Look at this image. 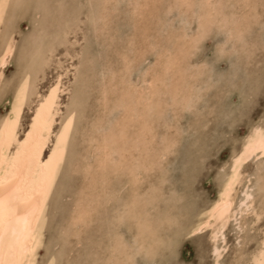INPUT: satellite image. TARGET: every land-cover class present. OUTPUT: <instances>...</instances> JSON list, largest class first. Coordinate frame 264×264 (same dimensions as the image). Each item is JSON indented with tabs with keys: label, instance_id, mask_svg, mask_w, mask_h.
<instances>
[{
	"label": "rangeland",
	"instance_id": "1",
	"mask_svg": "<svg viewBox=\"0 0 264 264\" xmlns=\"http://www.w3.org/2000/svg\"><path fill=\"white\" fill-rule=\"evenodd\" d=\"M103 1L43 0L52 7L40 14V26L30 32L28 22L33 19L36 9L27 5H35L41 0H2L6 5L19 7L6 8V15L0 20V53L5 45L12 46L8 59V74L0 80V117L6 111V106L10 111L11 101L5 99V90L10 94L13 85L18 89L24 79H29L35 88V95L29 96V107L33 109L38 107L41 96L53 88H57V116L69 111L70 98H84V103L88 106V117L82 124L78 121L79 126L74 133L73 146L70 149L75 159L76 175L73 188L70 195L60 196L58 210L49 211L43 226L50 233L54 226L67 224L73 219L74 213L78 214L84 210L89 227L73 242L71 258L92 256L103 261H112L113 264H123L126 256L113 251V231L110 229V225L120 215L118 209L123 208L122 204H118L119 201L131 203L135 200L137 203L134 208L129 209L128 215L123 219V226L120 227L125 239L131 240L139 230L140 244L144 248L162 249L171 236L178 232L187 233L189 228H194L216 200L230 171L232 160L244 144L243 135L231 136L229 133L232 130H225L227 118L237 110L236 100L232 99V96L239 97L246 88L259 89L264 74V55L260 50L261 24L264 23L261 14L264 9L260 8L261 0H223L228 22H234L236 29L244 33L247 45L245 51L254 53L251 58L244 52L233 58L232 61L241 71L237 78L229 83L230 77L220 80L217 75L232 67L228 62L214 64L212 77L200 69L193 71L190 67L192 45L189 38L192 33L186 31V26L179 22L169 24L172 17L168 15V5L174 4V0H156L142 15L135 12L134 5H138L135 0ZM62 4L69 7H60ZM76 4L97 5L94 10L102 19V23L89 35L86 44H82L83 34L75 30L76 10L71 6ZM185 20L188 26L192 25L190 16L185 15ZM222 40V36H217L205 41L190 63L213 64L216 46ZM171 48L181 50L182 61L176 69L178 82L174 76L169 77V73L163 68V60ZM53 49L58 53L54 61L47 55ZM85 49L90 52H85ZM153 51L155 55L151 54ZM81 52H85L83 61L79 59ZM145 53H149L147 65L142 64ZM145 72L148 73L147 77ZM156 72L164 73L165 80L159 81L164 84H161L160 93L157 92L154 97L153 108L145 111L151 130L150 135H147L149 139L146 138L143 142L142 136L143 141L141 139L138 145L136 140L141 136V131H138L139 126L136 123L139 121L135 123V120H131L127 134L132 140H129L128 135L122 140L125 147L130 149L129 155L127 153L125 158L122 157L126 166L116 169L115 165L107 160L105 165L98 169V159L102 156L98 146L104 134L116 124L115 121L125 115L124 107L121 104L117 106L122 90L128 88V92L132 94L137 95L139 92L145 96L147 88L142 87L145 85V78L148 79ZM137 79L140 86H137ZM172 83L177 84L176 88H173L175 84L172 86ZM178 83H184V90ZM174 93L178 97L173 96L176 95ZM193 96L199 99L196 113L183 114L178 121H173L171 117L166 119L162 115L177 112L185 101ZM34 114L25 113V121L30 123L28 117ZM92 120L96 122L95 130ZM56 124L59 125V119ZM239 131L243 133V130ZM125 140H129L130 145ZM147 143L149 148L146 147ZM172 144H175V147L161 160L165 149ZM44 152L51 154L47 147ZM117 155L114 157H118ZM137 158L141 163L139 167L136 166ZM132 165L136 166L135 172H138L134 173L140 176L145 175V168L151 170L155 165L156 170L152 175L157 182L162 168L167 179L163 188L174 195L169 196L166 201L154 202V198L147 194V187L134 182L135 177L129 171ZM261 167L264 165H261L259 156L246 161L241 171L243 183L235 188L237 193L247 182L249 189L258 191ZM258 208L257 200L254 210L257 211ZM252 216L248 211L244 212L238 221H229L224 229L227 251H223L218 261H231L237 258L235 253L238 251L245 258H249L259 248L260 237L264 233V222ZM213 242L211 228L194 238L189 233L182 249L184 264H197L201 259H208L214 264L215 258L211 255Z\"/></svg>",
	"mask_w": 264,
	"mask_h": 264
},
{
	"label": "snow or ice",
	"instance_id": "2",
	"mask_svg": "<svg viewBox=\"0 0 264 264\" xmlns=\"http://www.w3.org/2000/svg\"><path fill=\"white\" fill-rule=\"evenodd\" d=\"M8 7H19V5H6L0 0V20L6 15L5 9ZM29 8H35L36 14L28 22L30 32H34L40 26L41 13L49 10L52 5L43 2L35 5H27ZM60 7H69L60 5ZM76 10L75 30L82 33L86 44L89 35L102 23V19L95 12L97 5L76 4L72 5ZM193 7L189 0H176L174 4L168 5V15L172 17L169 24H184L186 31L192 35H199L200 26L193 20L191 26L186 24L185 10ZM199 7L208 10L207 19L212 20L218 10L224 8V5L207 3ZM260 8L264 9V0H261ZM264 20V12L261 14ZM23 35V34H22ZM235 38L240 40L244 52L249 58L254 54L246 52L247 45L244 39V33L236 30ZM261 46L260 50L264 55V23L261 24ZM85 52H90L85 49ZM85 52H81L79 59L83 61ZM155 55L153 51L151 53ZM54 61L58 56L55 49L48 54ZM142 60V64L147 65V56ZM232 65L227 71L218 75L220 80L230 77L229 83L237 78L241 71L232 61ZM151 67V65H148ZM204 67V65H201ZM9 71V61L5 57L0 61V80H3ZM19 72V67L17 68ZM147 77L148 73H144ZM15 80V77H13ZM131 85V79L129 80ZM137 86L139 80L137 79ZM235 87V85H232ZM142 87L151 88L152 84L145 82ZM5 99L11 101L10 111L7 110L0 117V264H113L112 261H103L92 256L72 259L70 251L73 242L78 240L82 231L89 227V220L85 214H73V219L67 224L54 226L48 233L43 226L46 224V217L50 210H58V201L63 194H69L73 188L75 180V159L74 153L70 150L73 146V136L78 128V121L82 124L88 117V106L84 103L83 97L71 99L69 102V111L66 114L55 115L57 111V88L46 91L38 101V107H29V96L35 95V88L29 79H24L17 89L14 85L11 93L5 90ZM231 95V93H229ZM236 100L237 110H234L227 118L226 131L230 128L231 136L243 135L244 149L239 155L234 157L231 164V177L227 186L221 193V197L227 196L222 204H218L214 209L211 218L218 220L219 229L222 231L228 219L234 218L231 212V193L237 185L243 183L241 175L242 166L246 161H250L256 156L260 157L261 165H264V74H262L261 85L259 89H244L239 97L232 96ZM199 99L195 96L188 98L183 106L175 113H162L165 118L171 117L173 121H178L183 114H194L197 112ZM34 112V115L28 117L30 123L25 121V113ZM257 115L259 118L257 119ZM59 119V125L56 121ZM95 120H92L95 130ZM239 130H243L241 133ZM121 139L124 137V131L119 133ZM116 137H106L105 143L115 142ZM54 143V146H53ZM50 150L51 154L44 152L45 148ZM175 147L172 144L165 149L161 160L165 159L167 154ZM43 153V155H42ZM116 155L111 153L106 159L112 160ZM46 157V159H45ZM156 170L153 166L151 170L145 168V175H135L137 185H145L147 194H150L155 201H166L174 193L163 188L167 183L166 175L163 169H160V176L157 180L153 178L152 172ZM261 182L258 191L248 189L245 192L246 201L241 207H247L250 214L256 217L255 202L259 201V216L256 217L264 222V167L260 169ZM251 193V194H249ZM123 208L118 209L120 215L110 225L112 231L116 230L117 225L123 223V219L128 215L129 209L134 208L136 201L131 203L119 201ZM218 213V214H216ZM217 225L201 222L198 227L189 228L187 233L178 232L171 236L163 248H144L140 244L141 232L138 230L134 250L130 253H122L126 256L123 264H184L182 259V249L185 237H196L206 229H215ZM221 231L214 232V240H218ZM119 241V237H117ZM239 244V241H237ZM217 247L219 245L217 244ZM116 251V250H113ZM227 251V249H221ZM118 252V251H117ZM203 255V253H201ZM212 257L217 258V251L211 252ZM237 258L231 261H218V264H264V233L260 237V246L253 255L245 258L241 252H236ZM197 264H211L208 259H201Z\"/></svg>",
	"mask_w": 264,
	"mask_h": 264
},
{
	"label": "bare ground",
	"instance_id": "3",
	"mask_svg": "<svg viewBox=\"0 0 264 264\" xmlns=\"http://www.w3.org/2000/svg\"><path fill=\"white\" fill-rule=\"evenodd\" d=\"M103 1V0H102ZM140 0H135V3H138V5L136 6V4L134 5V7H135V12L137 13V15H142V13L143 12H145L146 11V8H151V6L154 4V2L156 1V0H142V1H140ZM175 2H176V0H174ZM104 2V1H103ZM104 4V3H103ZM167 5V4H166ZM104 7H106L105 5H104ZM149 10V9H148ZM147 10V11H148ZM190 20V19H189ZM241 22V21H240ZM187 46V45H186ZM169 47V46H168ZM179 47V46H178ZM176 48V47H175ZM175 48H171L170 50H168L169 52H168V54H166V56L167 57H165L164 59L165 60H163L164 61V65H163V68L165 69V72L169 75V77L171 76V77H175V79H176V69H177V66H179V64L181 63V61H182V58L180 57L181 55V50H176ZM190 49V48H189ZM188 49V50H189ZM182 50H184V47H183V49ZM160 52V51H159ZM11 53H12V46L10 45V44H7V45H5L4 47H3V49H2V51H1V53H0V61H3L4 59H5V57L7 58V60L9 59V57H10V55H11ZM139 53V52H138ZM183 54V53H182ZM164 55V54H163ZM184 57V56H183ZM126 64V63H125ZM183 65V64H182ZM124 66V65H123ZM128 66V65H127ZM181 66V65H180ZM163 70V69H162ZM171 72V73H170ZM165 73V74H166ZM166 74V75H167ZM171 74V75H170ZM164 73L163 74H161V73H154V75H152V76H150L148 79H146L145 78V82H146V80H147V83H150V84H152V87L151 88H147V87H145V88H147L146 90H147V92L145 93V96H143V95H141L139 92H137V95H135V94H132V93H130V92H128V88H125V89H123L122 90V92H121V96L118 98V99H120V101H119V104L117 105V106H119L120 104L124 107V109H125V115H123L124 117L123 118H120L119 120H117V122L115 121V123L116 124H114L113 125V127L111 128V130H109L107 133H105L104 134V136H103V138H102V140H101V142H100V144H99V150H100V152H101V158L100 159H98L99 160V166H98V169H99V167H102V165H105V162H107V160L108 159H106L107 157H109L110 155H111V153H113V152H115L116 154H118L117 156L118 157H112V159L115 161V168L117 169V167H124V163L126 162H123L124 160L122 159V157L124 156V158H125V156H127L126 154L128 153V151L130 150L129 148H126L125 147V142L124 143H122V140H124V137H123V139H121L120 138V136H119V133L123 130L124 131V136H127L128 134H127V130H128V128L130 127V125L132 124L130 121L132 120H135V123H136V121H139V122H137L136 123V125L138 124V126H136V127H138L139 128V130L138 131H141V133H139V134H141V136H139L138 138H137V142H138V145H139V143H140V140L143 138L144 139V141H143V139H142V141L143 142H145V139L146 138H148V136L147 135H150V126H149V124L147 123V121H149V120H147L148 118H146L145 116V114H147L145 111H147L146 109H148V110H150V108H153V106H154V104H155V99H154V97H155V95H157L156 93L157 92H159L160 93V91H159V87L161 86V84H164V83H160V82H164V80H165V78H163L164 76ZM179 78V77H178ZM178 78L176 79V81L178 82ZM185 79V78H184ZM166 80H167V77H166ZM160 81V82H159ZM175 81V82H176ZM110 83V82H109ZM158 83H160V84H158ZM173 84H175V83H172V86H174ZM180 84V86H182L184 83H178V85ZM176 85L177 84H175V87H173V88H176ZM185 86V85H184ZM112 87H113V85H112ZM186 87V86H185ZM173 88H172V91H173ZM179 88V87H178ZM177 88V89H178ZM181 88V87H180ZM179 88V89H180ZM105 89H107V88H105ZM142 89V88H141ZM177 89H175L174 91L176 92V90ZM182 89H183V86H182ZM114 90V89H113ZM145 90V89H144ZM144 90H143V92H144ZM184 90V89H183ZM171 91V90H170ZM103 92H105V91H103ZM101 93V92H100ZM128 93V94H127ZM158 93V94H159ZM187 93V92H186ZM171 94H172V92H171ZM174 94H176V93H174ZM179 95V94H178ZM103 96V95H102ZM173 96H177V94L176 95H173ZM178 97V96H177ZM102 98V97H101ZM173 101H175V99L173 100ZM111 102V101H110ZM121 102V103H120ZM112 105V104H111ZM159 108V107H158ZM57 111H58V109H57ZM154 111V110H153ZM156 112H158V111H156ZM57 113V112H56ZM56 113H55V115H56ZM110 114V113H109ZM154 114V113H153ZM57 115H58V113H57ZM111 116V115H110ZM103 117V116H102ZM119 117V116H118ZM130 118H132V119H130ZM101 119V118H100ZM106 120V119H105ZM104 120V121H105ZM108 120V119H107ZM109 120H110V118H109ZM116 120V119H115ZM134 123V124H135ZM105 126V125H104ZM137 128V129H138ZM104 130V129H103ZM130 130V129H129ZM135 130V129H134ZM105 132V131H104ZM138 133V132H137ZM144 134V135H143ZM132 135V134H131ZM111 136H115L116 137V140H115V142L113 143V142H110V143H105V138L106 137H111ZM143 136V137H142ZM127 137H129V135L127 136ZM126 137V139H128ZM153 138V137H152ZM166 138V137H165ZM149 139V138H148ZM129 140H132V138L131 137H129ZM128 140V141H129ZM151 140V139H150ZM153 140V139H152ZM126 141V143L128 142L127 140H125ZM134 142V141H133ZM148 142V141H147ZM169 143H170V141H168ZM129 143V142H128ZM127 143V144H128ZM134 144V143H133ZM142 144V143H141ZM144 144H146V143H144ZM153 144V143H152ZM94 145V144H93ZM129 145H130V143H129ZM143 145V144H142ZM150 145H151V142H150ZM149 145V146H150ZM134 147V146H133ZM132 147V148H133ZM140 147V146H139ZM146 147H148V143H147V146ZM149 148V147H148ZM92 149V148H91ZM129 149V150H128ZM134 149V148H133ZM137 149H138V147H137ZM243 149H244V144L242 145V147H241V149L235 154V156H237V155H239V153L240 152H242L243 151ZM139 150V149H138ZM150 151H151V149H150ZM153 151V150H152ZM95 152V151H94ZM98 152V151H97ZM142 152V151H141ZM156 153V152H155ZM43 154V153H42ZM92 154V153H91ZM132 154H133V152H132ZM132 154H130V155H132ZM134 154H135V152H134ZM139 154V153H138ZM148 154H150L149 152H148ZM88 155V154H87ZM128 155H129V153H128ZM234 156V157H235ZM84 157V156H83ZM98 157V156H97ZM138 157V156H137ZM148 157H149V155H148ZM96 158V157H95ZM139 158H141V157H139ZM139 158H137V162H138V160H140ZM86 159V158H85ZM116 159H118V160H116ZM144 159V158H143ZM128 160V159H127ZM150 160V159H149ZM233 160H234V158H233ZM233 160H232V162H233ZM135 161V162H136ZM156 162H157V160H155ZM136 162V163H137ZM144 162V161H143ZM156 162H154V163H156ZM98 163V162H97ZM132 163V162H131ZM141 163L140 162H138V164L136 165V166H138L139 167V165H140ZM232 164V163H231ZM101 165V166H100ZM107 165V164H106ZM126 166V165H125ZM133 166V165H132ZM136 166L134 165L132 168H130L129 169V171H131L130 173H134L135 171H136ZM146 166V165H145ZM155 166V165H154ZM84 167V166H83ZM94 168V167H93ZM143 168H144V166H143ZM142 168V169H143ZM150 168V167H149ZM94 169H97V168H94ZM127 170V169H126ZM100 171V170H99ZM113 171V170H112ZM115 171V170H114ZM113 171V172H114ZM118 171V170H117ZM120 171V170H119ZM123 172V171H122ZM104 173V172H103ZM129 173V172H128ZM136 173V172H135ZM138 173V172H137ZM136 173V174H137ZM102 174V173H101ZM100 174V175H101ZM135 174V175H136ZM144 174V173H143ZM226 174V173H225ZM231 175H232V173H231V168H230V171L227 173V175H226V178H225V180L223 181V183H222V185H221V188H220V190H219V192H218V195H217V198H216V200L212 203V205L209 207V209L206 211V213H204V217H202L200 220H198L197 222V224L194 226V228L193 229H195V227H198L199 225H200V223L203 221V222H206V223H209V224H212V225H217V227L215 228V229H212L211 228V237L213 238V240H214V232L215 231H221L220 229H219V222H218V220H216V219H214V218H211V216L213 215V212H214V209H216V206L218 205V204H222L223 203V200H227L228 199V197L227 196H225V197H223V199H222V197H221V193L224 191V189H225V187L227 186V183H228V180L230 179V177H231ZM132 176V175H131ZM143 176V175H142ZM253 178V177H252ZM99 179V178H98ZM92 180H93V178H92ZM109 182V181H108ZM134 182H136V181H134ZM248 183V182H247ZM247 183H245L244 184V186L242 187V189L240 190V192L239 193H237L236 192V190L234 189L233 191H232V193H231V208H230V210H231V212L233 213V216H234V218H230V219H228V221H227V223H226V225H225V227L227 226V224L229 223V221L230 220H234V221H238L239 220V217L244 213V212H248L249 211V209L247 208V207H241V205L246 201V195H245V192H246V190H248L249 189V185L247 184ZM134 185V184H133ZM136 185V184H135ZM241 185V184H240ZM88 186V185H87ZM97 186V185H96ZM239 187V186H238ZM241 187V186H240ZM238 191V190H237ZM82 194V193H81ZM89 194V193H88ZM93 194V193H92ZM100 194V193H99ZM249 194H251V193H249ZM138 195V194H137ZM92 196V195H91ZM91 199V198H90ZM139 200H140V198H139ZM87 203V202H86ZM78 204V203H77ZM91 204V203H90ZM137 204V203H136ZM87 210V209H86ZM132 212V211H131ZM79 214H86L85 213V211L83 210V211H79L78 212V214L77 215H79ZM90 214V213H89ZM137 214V213H136ZM216 214H218V213H216ZM131 215V214H130ZM141 216V215H140ZM259 216V211L257 210L256 211V217H258ZM253 217V216H252ZM139 220V219H138ZM146 227V226H145ZM225 227L223 228V230L221 231V236H220V238L218 239V240H214V242H213V244H212V247H211V251H217L218 253H219V256L217 257V258H215V260H214V264H217L218 263V259H219V257H220V255L223 253V251H221V249H225L226 248V241H225V235H224V229H225ZM145 229V228H144ZM144 231V230H143ZM146 233V232H145ZM145 235V234H144ZM144 238V237H143ZM149 238V237H148ZM144 244V243H143ZM217 244L219 245V247H217ZM257 246V245H256ZM260 246V245H259ZM258 250V249H257ZM257 250L255 251V252H257ZM254 252V253H255ZM253 253V254H254Z\"/></svg>",
	"mask_w": 264,
	"mask_h": 264
},
{
	"label": "clouds",
	"instance_id": "4",
	"mask_svg": "<svg viewBox=\"0 0 264 264\" xmlns=\"http://www.w3.org/2000/svg\"><path fill=\"white\" fill-rule=\"evenodd\" d=\"M189 2L193 7L186 9L185 14L190 16L191 19L196 21L200 26L199 35H192L189 38L192 45V57L189 60V65L193 71L200 69L209 77H212L214 76L213 65L221 62H228L233 60V58L238 57L243 45L240 40L235 38L234 34L237 29L234 22H228L229 18L225 15V7L219 9L218 14H216L212 20L207 19L208 10L199 7L200 5H205L207 3L224 5L223 0H189ZM217 36H222L223 40L216 46L213 64L205 62L202 64L204 67H201V64L194 65L190 63L191 59L200 50L204 42L208 41L210 38L214 39ZM122 226L123 224L117 226L116 230L113 231L111 243L113 245V250L120 253L130 254L134 250L136 236L131 240H126L120 232V227ZM117 237H119V241L117 240Z\"/></svg>",
	"mask_w": 264,
	"mask_h": 264
}]
</instances>
